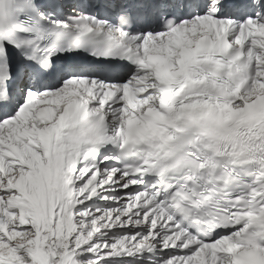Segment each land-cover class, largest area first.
Instances as JSON below:
<instances>
[{
  "label": "snow or ice",
  "instance_id": "1",
  "mask_svg": "<svg viewBox=\"0 0 264 264\" xmlns=\"http://www.w3.org/2000/svg\"><path fill=\"white\" fill-rule=\"evenodd\" d=\"M0 264H264V0H0Z\"/></svg>",
  "mask_w": 264,
  "mask_h": 264
}]
</instances>
